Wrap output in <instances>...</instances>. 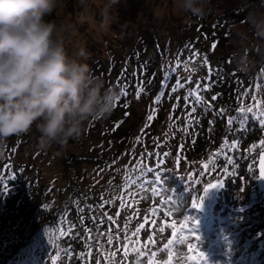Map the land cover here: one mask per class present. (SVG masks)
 <instances>
[{
    "label": "trees",
    "instance_id": "obj_1",
    "mask_svg": "<svg viewBox=\"0 0 264 264\" xmlns=\"http://www.w3.org/2000/svg\"><path fill=\"white\" fill-rule=\"evenodd\" d=\"M81 1H58L57 8L44 17L45 22L58 27L63 41L74 31ZM117 1L119 4L113 2L119 11H123L121 15L127 9L125 18L128 21L137 17L139 8H131L128 0ZM132 3L135 6L136 2ZM154 9L151 15L159 17V8ZM215 10L219 11L218 14ZM251 11L264 12V0H207V14L203 19L181 10L176 16L177 20H171L165 26V32L155 31L158 28L153 27L154 30H147L141 26L139 34L133 36V42L127 41L130 32L121 30L117 24L115 26L118 31L110 34L124 38L125 42L117 45L127 51L120 60L111 62L115 64H110L111 74L114 75L110 79L98 72L99 67L91 57L79 56L83 52L82 45L70 50L67 43H64L67 54L87 63L92 72L104 80L106 88L112 87L119 93L120 99L107 119L87 124L85 137L89 140L81 145L83 147L79 145L77 148L74 141H70L66 149L63 148L66 153L63 152V163L67 174L63 171L59 174L65 177L58 188L55 186V182H58L56 178L45 183L31 164L17 160L19 154H23L25 145L33 146L39 141L40 133L35 125L29 133L8 139L5 155L0 158V180L7 189L0 191V264H92V252L101 255L106 264H149L144 260L145 256L131 250V244L128 255H124L126 237L145 223L147 210L150 212L149 223H145L137 236H132L133 241L139 240L136 247L140 249L151 245V252L155 256L160 251L166 252L164 261L167 264H187V258L191 255L187 243H174L165 247L168 240L175 239L172 235L174 229L162 222L159 216L152 217L157 198L147 191V185L143 183L148 177L146 168L155 167L161 161V157L155 154L165 152L168 155L162 157L163 169L159 174L165 190L174 195L180 206V212L174 213V217L181 221L185 215L197 218V232L200 236L204 233L217 236L210 247L201 246L210 264H264V251L261 253L259 247L251 242L245 243L244 251H248L245 254L244 251L239 254L236 251L238 245L250 236V232L255 235L264 234L262 196H251L252 199L246 202L242 196L239 198L234 195L231 207L223 205L219 210L212 207L217 198L210 199L207 195L200 210L192 209L193 197L201 195L207 184L199 188L201 191L197 189L192 192L193 187L189 186L188 179L164 167L166 159H170L173 154L176 138L170 133L172 125L160 132L163 120L171 116L175 126H180L181 130L182 140L178 147L189 155H203L207 152L213 155L227 150L232 146L233 139L243 142L242 137L248 130L252 133L248 131L247 136L252 139L244 141L245 145H256V132L263 131L264 127L260 122L264 120L260 116L264 108L254 106V89L256 85L263 84L264 87V78L260 76L264 72V47H251L249 54L257 61V66L248 75L236 71L234 60L238 48L236 33L241 30L233 26L244 24L247 32L249 26L246 21ZM109 50L112 52L111 49L105 50V61L110 59ZM110 68L107 70L106 64L102 65L105 73ZM177 80L183 86L173 91ZM206 85L209 87L204 90ZM192 90L203 97L199 105L195 96L190 95ZM157 97H160L159 104L154 103ZM142 99L145 102L141 106ZM193 107L196 112L188 117ZM242 107L245 110L250 107L252 111L241 113ZM245 114L249 117L246 125L240 122ZM149 115L154 116L151 122L147 119ZM229 117H236L231 125L228 123ZM137 137H140L139 142ZM225 140L228 145L222 148ZM258 154H254L251 163L252 173H255V169L257 171L254 160L256 158L257 163ZM73 162L77 164L74 165V171ZM244 172L247 174V170L244 169ZM115 173H122L124 178L114 181ZM237 173L240 176L242 170H237ZM109 177L111 182L106 184ZM239 180L235 181L238 186ZM251 180L252 188L258 190L254 176ZM92 184L98 187L103 197L87 192L86 188ZM112 186L117 187L112 190ZM121 191L130 194L121 197ZM118 198L119 204L114 207ZM108 201L110 203H106ZM107 205L112 210L108 215L102 209ZM139 214L143 216L141 219ZM109 216L113 217L115 223L108 219ZM152 219L156 220L155 225L151 223ZM219 222H222L225 232L216 230L221 225ZM159 227H164L165 231L159 232ZM86 229L91 230L92 239H89ZM109 236L113 237L111 245L108 244ZM103 244L105 247L102 249ZM106 251H109L107 258L104 253ZM111 252H116L114 260ZM147 257L154 258L153 255Z\"/></svg>",
    "mask_w": 264,
    "mask_h": 264
},
{
    "label": "clouds",
    "instance_id": "obj_2",
    "mask_svg": "<svg viewBox=\"0 0 264 264\" xmlns=\"http://www.w3.org/2000/svg\"><path fill=\"white\" fill-rule=\"evenodd\" d=\"M57 6L58 0H0V158L8 139L33 125L39 151L66 148L119 102V93L106 88L87 63L67 54L58 27L45 22ZM180 8L203 19L207 0H181ZM246 22L248 31L236 33L234 60L236 71L248 75L257 66L251 47H264V12H249Z\"/></svg>",
    "mask_w": 264,
    "mask_h": 264
},
{
    "label": "rangeland",
    "instance_id": "obj_3",
    "mask_svg": "<svg viewBox=\"0 0 264 264\" xmlns=\"http://www.w3.org/2000/svg\"><path fill=\"white\" fill-rule=\"evenodd\" d=\"M58 1H62V0H58ZM113 1L118 3L117 0H82L80 9L76 14L77 20H75L76 25L74 31L64 41V43H67L70 50L71 49L74 50L75 46L82 45L84 56L86 58L91 57L92 60H94L95 64L98 65L99 67L98 72H101V75L105 77L107 75L108 79L114 78V75L111 74V70H112V66H114L115 63H111V62L115 60H120L119 58H121L122 55H124L127 51L126 49L124 50L122 46H119L125 42V39L124 38L121 39L116 37L115 35L110 34V33L115 34L114 31L115 32L118 31V28L115 25L119 24V26L122 28L121 30L123 31L126 30V32L129 31L130 32L129 37L131 38L128 37L127 41L133 42L135 40L133 36L139 34V29L141 28V26L146 27L147 30H154L153 28H158L155 29V31L163 30V32H165L166 29L165 26L168 25V23L171 20L176 21L177 20L176 16L179 15L181 11L180 8L181 0H128V4L130 5L131 8L133 7L139 8L138 9L139 12L136 13L137 17L134 20L128 21L125 18V13L127 9L124 10L123 13L124 16L121 15L123 11L122 10L119 11L117 8L118 6ZM131 2H136L135 6L133 5V3L131 5L130 4ZM110 4H112V6H110ZM154 7L159 8V14L158 13L157 14L160 18L151 15V10H153ZM215 11L217 12L218 10ZM114 21L115 24L113 23ZM233 28L246 32V26L244 24H236L233 26ZM108 42L110 43L107 44ZM110 46H113L114 48ZM106 49L112 50V52L109 50L111 53L109 56L110 58L109 61H105L103 59ZM257 53L260 54L259 51ZM72 56L73 55L71 54V57ZM103 64H106L107 70L109 67H111L109 71H106V73L102 71ZM110 64H112V66H110ZM107 72L110 75H108ZM260 76L264 78V72H262ZM254 92H255V99L253 103L254 106L256 108H260V107L264 108L263 84L256 85ZM257 101H259V106H257ZM144 102L145 100L142 99L140 105L142 106ZM169 125H172V129H173L172 132L170 133L173 134V138H176V141L173 140L175 143V146H173L174 148L172 152L173 154L170 156V159H166L164 163L165 164L164 167H166L169 171L170 169H172L173 171L179 174L178 176L184 177L188 179V181L190 182L192 181L193 178H195L200 182L198 185L199 188H202L203 184L215 183L222 179L220 177L223 176L222 174H216V169H219L221 165H223L225 168H229L230 170L236 173V175L227 177L228 179L226 178V183L222 189L212 190L208 193L210 199L217 198V201L213 202L214 205L212 207L217 208L219 210L221 209V207H223V205H227L228 207H231L232 198L234 195H238L239 198H241L242 196L243 200L246 202H249L250 199H252L250 198L251 196L255 198H258L259 195L261 196V192L259 190L255 191L252 188L251 177L254 176V183H255L257 171L255 169V173L254 172L252 173L251 163L254 159V154L256 155L260 150H264V145L261 144V141H264V127H262L263 131L260 130L256 132V134L258 133L256 136V141H257L255 143L256 145H252L253 143L248 144V146L245 145V142H247V140L252 139V138L249 139L250 136H247L248 131H250V134L252 133L251 130H248L245 133L246 135H243L244 136L242 137L243 142L239 141L238 139H233L232 143L235 142L237 144L236 148L234 149L232 148L231 151H229L231 147H229L227 150H224V152H227V155L229 156L230 154H233L232 155V157H234L233 164L229 165L227 163L225 156L223 155L214 157L212 154H209V152L203 155L187 154L180 147H178L179 141L181 142L182 140V135H180L181 130H180V126H175L171 116L166 120H163V125L161 127L160 132L167 130L169 128ZM246 137L248 138L246 139ZM88 140L89 138H86L84 135L79 141H74V143L77 145L78 148L79 145L80 146L83 145L84 142L85 141L88 142ZM240 142L242 143L239 144ZM37 145H38V141L34 143L33 146L25 145L24 147L25 150L23 151V154H19L17 160L24 162L26 164H31L35 169L34 171H36L38 174H41L42 180L45 183L51 181L50 180L51 178L52 181L53 179L56 178L57 179L56 181L58 182L57 183L55 182L56 184L55 186L58 188L60 185L63 184V179L65 177L64 174L61 175L59 174L62 173V171L63 173L65 172L67 174V171L65 170V166L63 163L64 161L63 148L61 149L59 146H53L45 151H39ZM254 161H255L254 164H256V158ZM66 163L68 162L66 161ZM205 164L208 165V168L213 170L211 174L205 175V170L203 168ZM74 165L77 164H74L73 162L72 171L76 169ZM254 168H256L255 165ZM240 169L242 170V174L238 176L237 170ZM244 169L247 170V174H245ZM197 173H199V176L196 175ZM79 177H80V173H79ZM123 178L124 175L122 173H115L114 181ZM238 179H240L239 186L238 183L235 182ZM110 182L111 179L109 177V180L107 181V183L106 182L105 183L109 184ZM116 187L112 186V190H114ZM50 188L53 190L52 187ZM242 188L243 191H241ZM100 189H103V187H100ZM86 190L90 194L94 193L96 195H99L100 197H103V195L99 194L100 192L98 191V187L97 188L95 187V184H92L90 187H87ZM170 190L173 189L170 187ZM191 190L192 192L196 191L194 187ZM176 191L177 192L179 191L178 187ZM121 193H122L121 197L122 196L124 197L125 194H130L129 192L126 191L124 192L121 191ZM104 194L107 195V193ZM108 196L112 198V196L110 195ZM119 198L116 200L114 207H116L119 204ZM240 200L242 201V199ZM254 203L258 205L257 202ZM110 208L111 207L109 205L103 206L102 207L103 213L107 215L108 213L111 214L112 210H110ZM258 212L259 211H257V213ZM145 215L146 216L150 215L149 210L146 211ZM138 217L139 219H141L143 216L139 214ZM194 220L199 222L197 218H194ZM216 222L218 221L216 220ZM219 223H221V225L217 227L216 230L218 231L222 230V232H225L226 229L225 227L223 228L222 222ZM249 235L250 236L245 241H243L240 245H238V249L236 250L238 252L237 254L242 253V251L245 250L246 242H251L252 244H254V246L257 245L259 247L258 250L261 251V253L264 251V234L255 235L252 232H250ZM201 238H202L201 246L203 248L210 247L215 242V240H217V236L208 233H204L203 235H201ZM101 247L103 249V247H105L104 244ZM151 251L153 252V247L149 245L145 247L143 246V248H140L139 251H137V253L138 254L143 253V256H145L144 260H146L147 262L152 260L156 264H167L164 261L166 257L165 251H160L156 254L154 258L148 259L147 256L152 255ZM246 252L248 251L246 250L243 253L245 254ZM104 253L107 254V256H109V251H106ZM97 262H99V264H106V262H104L101 255H99L98 253L94 254L92 252L91 263L97 264ZM25 264L27 263L25 262Z\"/></svg>",
    "mask_w": 264,
    "mask_h": 264
},
{
    "label": "snow or ice",
    "instance_id": "obj_4",
    "mask_svg": "<svg viewBox=\"0 0 264 264\" xmlns=\"http://www.w3.org/2000/svg\"><path fill=\"white\" fill-rule=\"evenodd\" d=\"M195 55L196 54L193 53V57H195ZM182 86L183 85H181L179 83V80H177L176 85L173 87V91H175L178 87H182ZM208 87L209 86L206 85L204 90H207ZM197 88H199V85H197ZM140 91H142V89ZM140 91L137 92V98H139ZM126 94L127 93H125V95ZM190 95L195 96L197 105H199L201 103V101L203 100V97H201L196 90H192L190 92ZM185 99L187 100V97ZM213 99H216V97H213ZM154 103L159 104L160 103V97H157V99L154 101ZM257 106H259V101H257ZM153 111H155V109H153ZM245 111L251 112L252 109L250 107L247 110H245L243 107L240 109L241 113H245ZM195 112H196V108L193 107L191 109V111L188 113V117H192L193 113H195ZM260 116L264 117V112H261ZM147 119L149 122H151L154 119V116L149 115ZM248 119H249V117L246 114L242 115V117L240 118L241 124L246 125ZM235 120H236V117H229L228 123L231 125ZM260 122L262 125H264V120H261ZM189 123H191V120H189ZM148 126H150V124ZM185 132H187V129H185ZM142 133H143V130H142ZM136 139L139 142L140 137H137ZM261 144L264 145V141H261ZM227 145H228V141L225 140L222 148L226 147ZM236 146H237L236 143L233 142L229 151H231L232 148H236ZM148 155H149V157L152 156L151 153H149ZM155 155L157 157H161V161L155 167H147L146 168L147 173H148V177L143 181V183L145 185H147V191L151 192L152 195L156 196V198H157L156 201L154 202L155 206L152 209V213H151L152 217H158L159 216V218L162 220V222L167 223L170 228L174 229L172 235L175 239L174 240L173 239L168 240L167 245H165V247L171 246L174 243H176V244L187 243L188 250L191 253V255L187 258V264H210L208 256L201 249L202 238L197 232L198 222L195 221L192 217L187 216V215L184 216V219L182 221L177 220L174 217V213L180 212V206L178 204L177 199L174 198V195L169 194V192L165 190V188L163 186V180H162L161 174H159L163 169L162 157H166L168 155V153L167 152L156 153ZM221 155L225 156L227 163L229 165L233 164L234 157L227 155V152L220 151L217 153H213L214 157L215 156H221ZM203 168L205 170V175L211 174L213 172L212 169L208 168L207 164H205L203 166ZM216 174H222L223 177H225V178L236 175V173L234 171L230 170L229 168H225L223 165H221L219 169H216ZM196 175L199 176V173H197ZM259 179L264 180V154L261 155ZM199 183L200 182L198 180L193 178L192 181L190 182V187H194V189L197 190V189H199V187H198ZM225 183H226V179H221L215 183H209L206 186H204L202 189V194L193 197L192 202H191V208L195 209V210H200L203 206V201L207 197L208 193L212 190L222 189L224 187ZM6 190H7L6 186L3 184V181L0 180V191L4 192ZM241 191H243V188L241 189ZM106 203H110V201H108ZM81 211L83 212V209H81ZM117 215H119V213H117ZM164 218H168V219L165 220ZM81 219L83 220V217H81ZM108 219L113 220V223H115V220L113 219V217L109 216ZM145 223H149V217L148 216L145 217ZM145 223L140 224L136 228L135 232H133L131 234V236L126 237V241H125V245H124L125 257L128 255L130 244L133 246L131 249L132 251H139V248L136 247V245L139 244V240L137 239V240L133 241L132 236H137L138 233L140 232V230L144 228ZM151 223L153 225H155L156 220L152 219ZM175 229H179V231H175ZM86 231L89 232V239H92V236L90 235L91 230L86 229ZM158 231L162 233L165 231V229H164V227H159ZM116 239L119 240V236H117ZM112 242H113V237L109 236L108 237V244L111 245ZM152 243H155V241H152ZM140 254L143 255V253H140ZM88 255L89 256L91 255V251H89ZM110 255H111V258L114 260V258L116 256V252H111ZM152 255L154 257L155 253H152ZM106 258H107V254H106ZM171 259H172V257L170 255L169 260H171ZM97 264H99V262H97ZM149 264H153V261L150 260Z\"/></svg>",
    "mask_w": 264,
    "mask_h": 264
},
{
    "label": "water",
    "instance_id": "obj_5",
    "mask_svg": "<svg viewBox=\"0 0 264 264\" xmlns=\"http://www.w3.org/2000/svg\"><path fill=\"white\" fill-rule=\"evenodd\" d=\"M264 154V151L259 152L258 157H257V163H256V168H257V175H256V186L257 189L261 192V196L264 199V180H260V161H261V155Z\"/></svg>",
    "mask_w": 264,
    "mask_h": 264
}]
</instances>
